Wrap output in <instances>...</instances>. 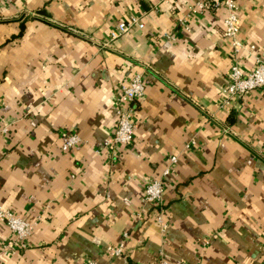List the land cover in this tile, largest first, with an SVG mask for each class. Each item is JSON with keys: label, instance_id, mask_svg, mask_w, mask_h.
Returning a JSON list of instances; mask_svg holds the SVG:
<instances>
[{"label": "crops", "instance_id": "crops-1", "mask_svg": "<svg viewBox=\"0 0 264 264\" xmlns=\"http://www.w3.org/2000/svg\"><path fill=\"white\" fill-rule=\"evenodd\" d=\"M187 7L0 0V205L35 224L0 264H264V89L221 106L231 63L264 62V0H238L235 56L224 9ZM129 17L143 28L109 41ZM134 75L133 141L106 146ZM62 132L80 143L62 152ZM170 156L162 232L142 194ZM123 233L125 256H109ZM8 239L0 221V249Z\"/></svg>", "mask_w": 264, "mask_h": 264}, {"label": "built area", "instance_id": "built-area-1", "mask_svg": "<svg viewBox=\"0 0 264 264\" xmlns=\"http://www.w3.org/2000/svg\"><path fill=\"white\" fill-rule=\"evenodd\" d=\"M178 1V0H174ZM188 15L194 16L205 11H216L224 9L223 36L230 42L232 52L235 54L241 47L238 40V0H187ZM183 23V21H182ZM143 23L137 17H129L120 21L109 32V41H114L129 33L133 29H142ZM174 40V35H166ZM255 89H264V62H258L249 71H244L237 61H233L227 73V83L223 89L222 107L230 104ZM144 95V83L139 75L132 76L126 83L119 86L116 97L115 127L112 135L105 141V145L129 146L133 141L135 129L133 103L139 101ZM61 151L67 152L80 143V138L72 132H62ZM96 154L100 150H95ZM177 161L176 156L168 158V164L162 169L158 177L148 182L143 187L142 203L144 207H152L156 210L155 221L162 232L167 228L164 219L163 195L165 192V180L171 174L173 166ZM0 221L3 222L8 231L9 239L1 246V254H13L24 249L31 236L34 223L26 222L15 216L11 211L0 205ZM127 234L123 233L120 240L113 245H108L105 252L111 257L125 256ZM86 264H95L88 261ZM157 264H168L161 258Z\"/></svg>", "mask_w": 264, "mask_h": 264}]
</instances>
